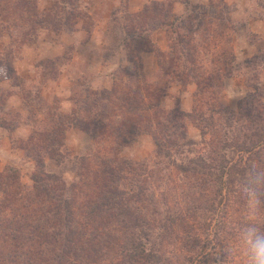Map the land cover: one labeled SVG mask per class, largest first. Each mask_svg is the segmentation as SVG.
Returning a JSON list of instances; mask_svg holds the SVG:
<instances>
[{"label": "trees", "instance_id": "16d2710c", "mask_svg": "<svg viewBox=\"0 0 264 264\" xmlns=\"http://www.w3.org/2000/svg\"><path fill=\"white\" fill-rule=\"evenodd\" d=\"M54 1L53 7L55 5L58 8V0ZM66 1L73 6V0L62 2ZM37 2L0 0V27L13 23L16 39L25 43L32 33L31 27H49L58 33L64 28L72 30L73 27L70 26H75L78 19L83 18V14L72 11L61 16L56 9L42 14L37 10ZM173 3L174 0H163L160 4L154 2L138 13L127 15L124 26L127 36L134 43L129 51L131 53L135 50L138 54L132 56L137 60L136 63L141 68L140 53L153 52L157 58L159 74L144 76L140 80L139 73L123 74L128 83L122 85V88L115 84L113 91L108 93V98H102L105 101L103 104L94 100L90 106H86V102L93 97L88 89V99L78 100L79 95L74 98L72 122L62 128V139L67 128H77L92 135L97 148L92 156L72 158L79 177L76 183L68 186L61 177L41 169L44 163L43 156V159H39L41 153L35 159L33 185L30 189L22 186L16 170L5 168L0 171V264H121L123 260L128 264H145L151 258L150 253L135 238L145 225L141 210L144 208L142 203L146 200V188L139 185L136 189L128 188L127 191L121 187L122 182L134 174L135 165L117 158L110 160L105 153L117 151L120 145L132 144L143 133L153 137L157 157H167L171 154V149L177 150L181 145H192L185 132V120L193 121L196 109L188 114L178 107L172 112H166L160 106L162 96L171 84L189 82L196 85L194 97L200 96L204 91L211 95L217 94L223 88L224 79L232 74L231 65L234 62L231 51L219 49L216 59L214 57L212 60L213 69L208 72L198 59L199 49L192 41V30L189 27L194 17L189 14L185 18L188 26L184 29L178 27V23H183L184 19H171ZM217 18L222 21V28H203L207 39H218L217 43L215 41L216 46L224 38V29L231 32V25L224 23L219 13L212 19ZM156 25L166 30V51L158 49L149 38L147 27ZM213 99L215 98H211ZM210 107L211 113H221L220 107L216 109L213 104ZM242 108V105L239 106L237 112L239 118L255 120V116L262 120L261 114L251 116L246 108ZM201 134L204 132L201 131ZM176 136L179 137V142H176ZM254 136L256 140L249 146L244 143L245 153L263 148V127L258 128ZM62 139L56 141V144L52 143V146L54 144L57 148H62ZM50 146L49 143L39 145L38 152H44L45 158L55 159L58 152L48 150ZM145 165L142 163L140 166ZM197 166L200 168L201 173L198 174L202 186L206 181L210 182L212 177L221 181L222 175L229 171L226 165ZM136 175L138 178L145 175L140 182H146L151 171ZM80 184L97 190V200H92V204L87 205L82 214V204L75 211L70 200L75 191H80ZM90 189L89 192H92ZM131 201L136 203L135 207L129 205ZM80 214L83 216L82 220L75 217ZM117 229L132 237L128 243L119 242L114 237L113 232Z\"/></svg>", "mask_w": 264, "mask_h": 264}, {"label": "rangeland", "instance_id": "374dc122", "mask_svg": "<svg viewBox=\"0 0 264 264\" xmlns=\"http://www.w3.org/2000/svg\"><path fill=\"white\" fill-rule=\"evenodd\" d=\"M37 1V10L42 14L51 13L55 9L61 16L70 13V11L75 14H83V18L78 19V22H81L80 25L86 32L91 31L94 20L82 8L80 0H73V6L67 4V1L62 2L63 0H58V8L55 5L53 7L54 0ZM215 4L219 9L210 10L209 8L210 13L196 4L188 9L185 14L186 16L184 15L185 18L189 14L194 17L190 24L191 27H189L192 30V41L194 46L199 49L198 59H200L208 72H211L213 69L212 60L214 57L216 59L219 49L231 51L234 56V62L231 65L232 74L224 79L223 88H221L220 92L211 95L204 91L203 94L200 93V96L197 97L196 95L194 97L192 108V110L196 109L193 118L194 122L185 120V132L191 140L192 145H181L177 150L175 148L171 149V157L170 155L167 157H157L155 154L157 147L154 139L151 135L146 134L152 137L153 149L142 159H130L125 154V148L130 147L137 139L127 146L120 145L117 151L105 153V155L108 154L110 160L117 158L135 165L134 174L130 175V178L127 180H124L121 187L127 191L128 188L134 190L139 185L146 188V200L142 203L144 208L141 210L145 225L135 237L138 239L139 245L150 253L151 258L145 264H220V261H226L227 254L223 251L224 247L236 238V229L241 218L242 206L236 191V181L246 169L249 161H264V142L261 146L263 148H260L256 152L252 150L249 153H245L243 148L245 144L249 146L251 142L256 140L254 134L258 128L263 127L264 129V38L262 37L258 40L257 45L259 50L255 54L254 59L248 60L247 58L242 63L236 64L237 60L231 40L233 27H237L238 25L232 23L231 20L229 22L226 20V18L228 19V17L224 16L226 10L223 8L220 0H216ZM260 6L264 8V0H253L252 6L247 8L250 10L246 9L244 16H249L256 21H264V11L260 9ZM217 13L222 17L224 23L231 25V32H228L227 28L224 29L222 31L224 38L220 45L216 46L215 41L217 43L218 39L215 38V41L212 38L207 39L208 36L203 34V28L223 27V23L219 18L212 19ZM127 15L130 14L126 13L122 16H117L113 27H124L127 23ZM244 16L241 17L243 18ZM185 18H183V23H178V27L184 29L186 28L185 26H188L187 19L185 20ZM239 18L240 16L235 17L234 21ZM198 23H201L199 25L200 28L197 27ZM13 25V23H8L7 27H0V73L1 76L7 78L11 87L17 88L21 96L23 108L27 109L26 113L30 117H35V129L27 140H13L14 147L23 150L24 161L6 163L2 165L0 171L5 168L16 170L22 186L30 189L33 185L32 174L36 166L35 159L41 153L39 159L44 158L41 169L47 173L61 177L63 182L70 186L76 183L79 178L72 158L77 156L87 157L95 154L97 152L95 140L92 135L86 133L91 137L92 144L81 150L69 148L64 142L66 131L62 139L61 130L69 122H72L73 109L71 112L63 114L58 110L57 106L45 104L38 89H35L36 84L30 83L26 87V82L17 75L15 62L20 55L21 47L25 44L33 43L40 32L44 30H49V32L51 31L56 34L63 31L70 32L73 31L76 25L70 26L73 27L72 30L64 28L58 33L49 27H31L33 28V30L31 29L32 33L28 35V42L25 43L18 42ZM242 25L240 24L239 27H242ZM253 25L254 23H252ZM136 30L138 29L136 28ZM254 39L255 37H251V40ZM131 41L132 45H130ZM132 47H134L132 38L124 40L122 48L126 60L133 65L132 69L128 70L125 65V67L116 69L113 75L112 87L109 90L91 91L90 95L92 94L93 97L90 101L86 102V106H90L94 100L103 104L105 101L102 98H108V93L113 91L115 84L119 88H122V85H126L128 80L125 79L126 77L123 74L132 75L133 73H139V80L144 77L141 75V68L136 63L137 60L132 57L138 54L135 50L131 53L129 51ZM109 51L111 50L109 49ZM40 70L44 76H56L57 74L56 66H54L53 62L43 64ZM234 71L246 76V80H238L235 84V86L238 85L240 87L244 95L228 101L224 95L225 82L233 76ZM162 81L165 82L166 79H162ZM82 82L86 81L82 80ZM140 83L143 84L141 81ZM161 83L163 84V82ZM189 84L195 85L192 82H189ZM176 85L180 89H185L188 84L176 83ZM183 85L185 86L183 87ZM30 86L31 88H29ZM11 91L13 90H0V127L9 132L18 124L19 118L18 111L5 109L4 100L7 97L6 95L11 93ZM249 94H252V96ZM211 98L215 99L211 100ZM77 99L82 100V96L80 95ZM212 104L216 109L220 107L221 113H211L209 108H211ZM241 105L243 107L242 110L246 108L251 116L258 115V113L261 114L262 120L255 116V120L252 118L247 120L246 117L239 118L237 112H239V106ZM109 109L111 110L112 106ZM164 111L172 112L173 109ZM201 131L204 132L203 135ZM140 135H145V133ZM61 139L63 147L59 149L54 144ZM175 139L176 142L180 141L178 136ZM45 143L51 145L48 150H57L58 154H61V157L56 154L54 156L55 159L45 158L44 152H38L37 146L44 145ZM52 143H54L53 146ZM119 144L122 143L119 142ZM42 156L43 158H41ZM142 163L146 165L140 166ZM202 164L207 167L226 165L229 171L222 175L221 181H216V178L212 177L210 182L207 183L206 181L202 186L200 175L198 174L201 172L197 166ZM144 171H151V175L146 182L142 181L141 183L140 181L145 175L142 178H138L136 174L143 173ZM213 172L220 174L218 171ZM79 188L80 191H75L70 200L73 203L72 208L75 211L76 207L82 204L80 208V213L82 214L86 206L92 204V200H97V190H91L86 186H81V184ZM88 189L92 192H89ZM129 205L135 207L136 203L131 201ZM81 214L75 217L82 220L83 216ZM113 235L119 242L123 243H128L130 238H132L128 233L122 234L119 229L113 232ZM121 264L128 263L123 260ZM227 264H240V260L238 257L230 258Z\"/></svg>", "mask_w": 264, "mask_h": 264}, {"label": "crops", "instance_id": "0c3cea01", "mask_svg": "<svg viewBox=\"0 0 264 264\" xmlns=\"http://www.w3.org/2000/svg\"><path fill=\"white\" fill-rule=\"evenodd\" d=\"M215 1L174 0L171 6V19L185 18L188 9L196 4L206 10L209 8L218 10L219 7L216 6ZM220 1L226 10L224 13V16L228 17L226 20L228 22L231 20L232 23L238 25L233 27L231 40L236 64L242 63L247 58L248 60L254 59L259 50L258 40L264 38V21H256L249 16H244L246 9L252 6L253 0ZM154 2L160 4L163 0H80L82 8L94 20L91 31L86 32L79 21L70 32L63 31L59 34L49 32V30L40 32L33 43L21 47L20 55L15 62L17 75L26 82V87L30 83L36 84L35 89H38L45 104L57 106L63 114L71 112L74 108L75 96L81 95L83 99H86L85 89L89 92L109 90L112 87L116 69L125 66L128 70L132 69L133 65L126 60L122 48L124 40L130 38L125 32V27H113V24L117 16L138 13ZM260 7L264 11V8ZM237 16L240 18L234 21ZM240 24H243L242 27H239ZM147 29L153 45L161 51H166L168 48L166 30L159 25L147 27ZM251 37L255 39L251 40ZM47 62H53L56 66V76L42 74L40 68ZM140 64L142 76L150 77L159 74L157 58L153 52L140 53ZM245 78V74L235 72L227 81H232L235 86L238 80L244 81ZM235 87L240 90L238 85ZM195 88L193 84H188L185 89L171 84L161 98V108L172 110L178 107L182 112L190 113L194 104ZM4 89L14 91L6 95L5 109L18 111L19 118L18 124L11 132L0 127V169L6 163L24 161L23 150L14 147L13 140H27L35 129V117H30L26 113L27 109L23 108L17 88L11 87L7 78L1 76L0 73V90ZM64 142L73 150H81L92 144V139L77 128H69L65 132ZM152 149V137L146 134L139 135L134 144L125 148V154L130 159L138 160Z\"/></svg>", "mask_w": 264, "mask_h": 264}, {"label": "clouds", "instance_id": "9594fccd", "mask_svg": "<svg viewBox=\"0 0 264 264\" xmlns=\"http://www.w3.org/2000/svg\"><path fill=\"white\" fill-rule=\"evenodd\" d=\"M224 95L231 101L244 93L231 81H226ZM236 185L242 206L241 218L236 238L224 247L227 259L220 264L237 257L240 264H264V161H249Z\"/></svg>", "mask_w": 264, "mask_h": 264}]
</instances>
